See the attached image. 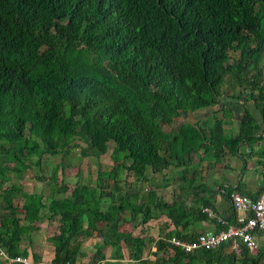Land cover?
Returning a JSON list of instances; mask_svg holds the SVG:
<instances>
[{
	"label": "trees",
	"instance_id": "16d2710c",
	"mask_svg": "<svg viewBox=\"0 0 264 264\" xmlns=\"http://www.w3.org/2000/svg\"><path fill=\"white\" fill-rule=\"evenodd\" d=\"M235 87V98L252 102L255 111L244 105L237 133L228 136L218 118L232 111L222 98H233ZM219 105L203 124L207 129L195 124L208 132L204 139L188 138L180 126L165 131L184 114ZM83 144V153L95 156L113 145L110 191L100 172L96 185L78 183L65 197L23 191V179L44 181L35 169L47 156L65 158ZM246 148L249 153H242ZM228 155L258 158L264 168V0H0V252L28 257L21 244L40 230L35 224L60 218L51 264L85 258L84 241L97 222L106 227L97 231L104 243L99 264H122L124 249L132 264H237L243 255L241 264H259L264 251L253 256L245 245L240 256L224 246L186 253L171 245L172 238L196 241L198 234L188 235L192 225L211 220L204 209L213 199L205 190L193 194L198 209L177 195L168 204L152 187L142 193L147 183L169 186L172 168L180 170L179 184L188 182L194 157L216 167ZM60 169L63 163L52 183ZM126 172L133 182L122 179ZM261 188L251 194L240 183L226 196L256 201L264 183ZM233 209L228 222L214 221L215 233L235 222ZM139 215L144 226L159 216L174 226L156 241L155 261L144 257L143 237L120 232ZM109 247L110 260L102 251Z\"/></svg>",
	"mask_w": 264,
	"mask_h": 264
},
{
	"label": "rangeland",
	"instance_id": "374dc122",
	"mask_svg": "<svg viewBox=\"0 0 264 264\" xmlns=\"http://www.w3.org/2000/svg\"><path fill=\"white\" fill-rule=\"evenodd\" d=\"M232 91H229V94H232ZM240 94V89L238 87H235L234 90V97H227L224 96L222 98V104H225L224 106L228 109H231L232 111H241L242 114L244 113V105H248L251 111H255L253 108L252 102L246 103L245 100H237L235 97H238ZM247 95V92L245 93V96ZM222 106H216L215 108L206 109L202 112H197L192 115H188L187 118H184L179 120L178 122L166 126L165 131L168 134H171L173 129H176L178 126L181 127L182 132L185 136L188 138L194 140L199 138H206L208 137V132H202L195 124H200L201 122H204L205 120L211 118L213 116V113L217 108H221ZM236 114V113H232ZM233 118V115H227L225 119ZM241 115H239V119L235 120L234 122H227L223 127L226 128V134L228 136L235 135L237 133V127L236 125L239 124ZM187 121L183 124V122ZM204 129H207L206 126L202 125ZM201 126V127H202ZM84 147L86 145H82V147H76L70 150V154L66 156L65 158L61 155L59 156H47L44 160V164L42 166V169H35V173L37 175H41L44 177L43 182H39L36 179H23L19 184L22 186L24 192L28 193H40L41 191H44L47 196L54 197V196H60L65 197L71 195L72 191L74 190V187L76 184H89V185H96L97 178H99V172L101 173V183L103 184V189L105 191H110L111 189V183L109 179V175L114 169L116 161L114 160V152H113V145H110V149L106 155L101 156H95L94 153L91 150H86L85 153ZM86 155V156H85ZM210 165L213 164L214 161H208ZM63 163L65 170H59L58 171V183H52V173L55 171V169L59 168V164ZM215 163V162H214ZM207 160L203 163H200L199 159L197 157H194V162L190 166V169L188 171V182L179 184V180H177V172L173 168L168 171V174L171 176V182H169V186L167 184H163L161 180H163L161 177H157V183L159 186L163 184V186L158 187L155 185H149L148 183L145 184V190H143V194L146 195L148 193L149 189H155L157 192V195L161 198H163L166 203L172 204L174 200H177L175 196H181L184 198H188V201L194 202L193 200V194L195 192H198L199 190H202L204 187H207L208 182H214V179L207 180V176H209L211 173L207 174V168H208ZM237 166V170H238ZM99 169V170H98ZM212 169V167H211ZM244 167L242 169V172H244ZM64 173V174H63ZM257 174L256 178H260L259 173ZM122 179H125L129 182H133L134 178L132 175L128 174L127 172L122 176ZM164 182V181H163ZM245 182V179H244ZM7 186V184L5 185ZM38 187V190H36ZM152 187V188H151ZM210 187V186H208ZM184 190L188 191L189 193L183 194ZM191 193V195H190ZM175 194V195H173ZM49 202V199H45V202ZM22 203V201H20ZM108 200L106 204L108 205ZM195 204V203H194ZM21 205V204H20ZM105 208V207H103ZM3 202L0 197V215L3 213ZM46 214V211H42L41 215ZM125 217L127 219H130V214L126 213ZM140 218L139 215L137 217V220L134 222H127L125 223L121 229L120 232L124 234H131L134 237L141 236L145 239L147 246L146 250L144 252V257L146 259L155 261V243L158 240V238L165 232L163 231V226L165 223L162 220L160 216L159 219L149 222L147 225L140 224ZM165 219V217H164ZM159 221L158 223H156ZM63 221L60 218H55L53 220L50 219H43L42 221L37 222L35 225L39 227V231L34 232L30 239H24L21 247L23 249L27 250V253H25L31 262L34 261V257L38 256L40 258L39 262H42L44 264H51L53 262L54 258V246L50 242L51 239L59 232L60 226L62 225ZM25 224V223H23ZM163 224V225H162ZM102 226L105 227L104 222H97L93 228H89V240L84 241V250L87 252V256L83 259H81L78 264H99L98 254L97 251L99 248L104 246L103 239L97 234V231L99 229H102ZM103 227V228H104ZM106 228V227H105ZM104 228V229H105ZM22 238V235L19 234ZM103 254L106 256L108 260H110V255L112 253V249L104 248ZM124 256L125 259L122 261V264H132L128 257V252L126 249H124ZM5 255L0 252V261L3 263ZM3 258V260H2ZM38 262V261H35ZM106 261H103L102 263H105ZM263 262V263H262ZM7 263V262H6ZM262 264H264V261H261ZM9 264V263H7ZM109 264V263H105ZM117 264V263H114Z\"/></svg>",
	"mask_w": 264,
	"mask_h": 264
},
{
	"label": "crops",
	"instance_id": "0c3cea01",
	"mask_svg": "<svg viewBox=\"0 0 264 264\" xmlns=\"http://www.w3.org/2000/svg\"><path fill=\"white\" fill-rule=\"evenodd\" d=\"M215 113L216 111H214L213 115ZM232 113H236V114L234 115ZM226 114L233 115V118L230 119L231 117H229L228 119H225ZM239 115L241 116L243 115L241 111H223L219 115L220 117L218 119L220 120L222 119L225 125L226 121L230 122L231 120V122H234L235 120L239 119ZM257 118H258L257 121H259L260 117L257 116ZM209 119L205 120L204 122H201L200 124L198 123V126H202L205 122H208ZM186 122L187 121L183 122V124ZM199 139H203V138H199ZM242 153L247 154L249 153V150L246 148L245 150L242 151ZM201 158H204V154L201 155ZM208 161H212V160H207V163L209 164L207 168V174L211 173L209 176H207V180L209 181L211 179H214V182L212 183L208 182L207 187H204L203 190L206 191V193L205 192L204 193L206 194L207 198L210 197L211 199H213V206L212 208H210V211L214 214V216H211L208 213L211 220L209 219L207 221L194 223L188 235L190 234L200 235L202 233H215L217 229V225L216 223H214V221L216 222L217 221L224 222V220L227 222L229 221L228 219L230 215L232 214V212H234V209H233L231 199L226 196L227 194L226 189H228L229 187L237 188L238 185L242 183L244 191L251 193V194H256L260 189H262L261 188L262 183H264V168L257 164L258 158H255L252 160L248 159V161L245 162L243 158L228 155L225 159H223V161L220 164H218L216 167H212V169ZM237 166L239 167L238 170H237ZM243 167L245 169L244 172H242ZM254 173H259L260 178H256L257 174H255L254 176ZM244 179H245V182H244ZM183 191L189 193L188 191L184 189ZM187 203H188V206L193 205L195 209L202 207V205H200L201 207H199L198 205L194 204V202H190V200ZM164 217L165 216H161V218H163L162 220H164L163 222L165 223V225L163 226V231L165 230L166 226H168V230H167L168 232L172 231L174 229V226L171 225V222L168 220L167 217H165V219ZM158 222L159 221H157L156 223ZM234 223L231 225H234ZM162 235L164 234L162 233ZM254 239L257 241L259 245L258 251H264V233L255 234ZM226 247H227L226 252H232L229 245H224L223 248H226ZM249 252L253 256L258 254V252H251V251ZM245 256L244 255L240 256L238 258L237 264H241V261H243L242 259H245ZM261 261H264V257L261 259ZM262 263L260 262L259 264H262ZM224 264H229V262H226Z\"/></svg>",
	"mask_w": 264,
	"mask_h": 264
},
{
	"label": "built area",
	"instance_id": "2783aa9c",
	"mask_svg": "<svg viewBox=\"0 0 264 264\" xmlns=\"http://www.w3.org/2000/svg\"><path fill=\"white\" fill-rule=\"evenodd\" d=\"M231 202L237 214L234 225H230L227 230L217 233H202L193 242L172 238L170 240L171 245L186 253H194L200 250L215 251L224 245H229L231 251L239 256L242 252V245H245L251 252H258L259 245L254 236L257 233H264V188L256 201L236 193L231 196ZM204 212L214 216L210 209H204ZM221 223L224 224L223 221ZM1 253L5 255L4 258L9 264H44L31 262L28 257L10 258L4 252Z\"/></svg>",
	"mask_w": 264,
	"mask_h": 264
},
{
	"label": "water",
	"instance_id": "95a60500",
	"mask_svg": "<svg viewBox=\"0 0 264 264\" xmlns=\"http://www.w3.org/2000/svg\"><path fill=\"white\" fill-rule=\"evenodd\" d=\"M188 117V114H184V118H187Z\"/></svg>",
	"mask_w": 264,
	"mask_h": 264
}]
</instances>
